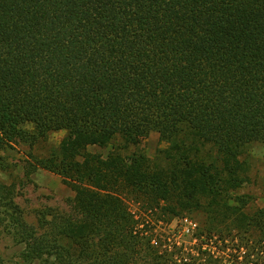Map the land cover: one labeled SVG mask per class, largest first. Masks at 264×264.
Here are the masks:
<instances>
[{"label": "trees", "instance_id": "trees-1", "mask_svg": "<svg viewBox=\"0 0 264 264\" xmlns=\"http://www.w3.org/2000/svg\"><path fill=\"white\" fill-rule=\"evenodd\" d=\"M59 132L28 173L68 212L28 224L0 180L12 264H264V206L233 196L264 144V0H0V151Z\"/></svg>", "mask_w": 264, "mask_h": 264}, {"label": "rangeland", "instance_id": "rangeland-1", "mask_svg": "<svg viewBox=\"0 0 264 264\" xmlns=\"http://www.w3.org/2000/svg\"><path fill=\"white\" fill-rule=\"evenodd\" d=\"M27 129H30L27 126ZM64 133H53L44 141L36 144L32 149L19 144L13 149L0 151L1 163L0 180L14 188V201L21 209L23 217L28 224L35 225L38 212L43 209H56L68 212L70 200L74 193L63 184L62 179L54 173L42 169L31 170L34 160L30 155L37 158L48 157L49 153L57 147ZM164 145L159 143L158 135L150 134L132 151L142 153L152 159L159 148ZM91 152L105 155L107 150L98 148L90 149ZM245 160L248 166L249 182L233 196L245 195L251 198L252 209L264 206V144L251 145L246 153ZM186 224V223H184ZM175 223L172 228L175 227ZM23 246L16 245L11 240L6 230L0 227V264H12Z\"/></svg>", "mask_w": 264, "mask_h": 264}]
</instances>
